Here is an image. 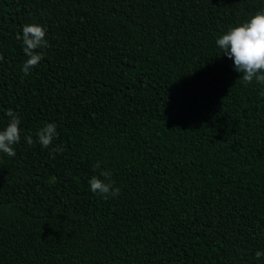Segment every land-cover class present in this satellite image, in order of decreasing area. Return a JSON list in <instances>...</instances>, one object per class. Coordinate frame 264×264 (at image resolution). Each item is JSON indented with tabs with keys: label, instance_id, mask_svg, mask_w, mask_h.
<instances>
[{
	"label": "trees",
	"instance_id": "16d2710c",
	"mask_svg": "<svg viewBox=\"0 0 264 264\" xmlns=\"http://www.w3.org/2000/svg\"><path fill=\"white\" fill-rule=\"evenodd\" d=\"M262 10L0 0V130L20 119L16 155L0 152V264H264V84L216 44ZM26 24L48 42L27 75ZM102 171L119 195L90 190Z\"/></svg>",
	"mask_w": 264,
	"mask_h": 264
},
{
	"label": "clouds",
	"instance_id": "9594fccd",
	"mask_svg": "<svg viewBox=\"0 0 264 264\" xmlns=\"http://www.w3.org/2000/svg\"><path fill=\"white\" fill-rule=\"evenodd\" d=\"M45 29L37 24H26L22 27L23 51L28 59L23 65L25 75L38 65L43 58L35 50L47 46L45 39ZM17 39H21L18 35ZM216 44L222 50L223 55L234 62V70L242 73L239 78L245 85L251 84L254 80L264 84V10L258 11L248 20L239 26L230 27L227 32L216 39ZM0 60L3 56L0 55ZM264 96V91L261 92ZM7 117L10 118L7 126L0 130V152L12 157L16 155L13 145L20 141V119L13 110L8 109ZM58 135L56 125L48 123L37 132V140L42 147L48 148L53 138ZM29 145L34 143L30 135L25 137ZM63 149L57 147L54 152H62ZM95 167L99 168V164ZM104 179L92 176L88 181L90 190L100 194L105 200L109 195H119L120 189L113 188V182L109 179L111 173L102 171L100 173ZM108 181L107 183L105 181ZM257 259L264 256V253L257 251Z\"/></svg>",
	"mask_w": 264,
	"mask_h": 264
}]
</instances>
